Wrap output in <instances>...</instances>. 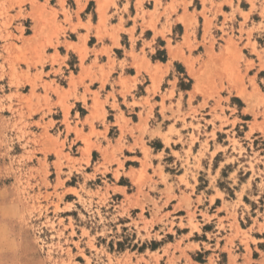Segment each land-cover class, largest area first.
<instances>
[{"label":"rangeland","instance_id":"rangeland-1","mask_svg":"<svg viewBox=\"0 0 264 264\" xmlns=\"http://www.w3.org/2000/svg\"><path fill=\"white\" fill-rule=\"evenodd\" d=\"M36 2L0 0V264H189L190 260L205 264L211 249L190 252V258L186 257L180 238L186 231L180 219L185 211L166 205L176 196L174 191L184 194L179 183L193 187L185 176L178 177L177 169L171 167L172 157L164 158L165 172L159 166L158 171L143 174L134 182L129 176L116 181L94 167L100 147L93 150L91 165L83 167L89 154L85 149L90 145L80 149L67 118L61 123L60 115L53 113L55 120L50 117L49 123H41L35 116L26 93L29 84L36 92L30 68L45 63V52L30 57L26 53L37 26ZM238 2L245 10L251 4L249 13H242L244 22L239 24L235 16L225 14L219 28L207 16L204 25L200 18L195 25L203 45L195 58L186 59L195 78L204 76L201 89L196 90L214 103L212 109L207 108L211 112L200 113L208 119L202 120L206 126L197 122L196 127H190L202 131L196 137L193 134L192 141L209 138L212 143L210 150L206 142V153L211 152L210 163L205 159L208 170H201L193 179L197 190H206L210 184L225 193L227 200L237 201L234 208L240 209L241 225L251 227L243 242L248 247L250 235L256 237L259 241L253 239L254 246L264 253V49L256 63L244 62L241 57L242 51L245 57L255 58L249 46L255 52L258 44L264 46V18L254 13L253 20L247 22L257 9V0ZM247 23L252 24L250 28ZM255 30L261 33L252 42ZM174 32L181 34V24ZM231 55L234 60L230 62ZM152 57L166 61V49L159 48ZM69 63L73 65L72 57ZM175 67L176 73H185L182 64ZM192 83L188 75L180 76L179 89H190ZM241 91L253 95V104L247 103ZM245 108L252 114L243 113ZM79 111L86 113L82 107ZM112 118L109 115L108 119ZM114 135L111 129L110 136ZM148 143L156 151L163 148L158 140ZM166 153H172L171 149ZM117 184L125 185L127 194L120 193ZM220 203L217 199L211 211ZM211 227L208 223L204 229ZM236 249L241 251L242 245ZM217 251V263L225 264L227 254ZM258 256L254 250L253 258Z\"/></svg>","mask_w":264,"mask_h":264},{"label":"crops","instance_id":"crops-1","mask_svg":"<svg viewBox=\"0 0 264 264\" xmlns=\"http://www.w3.org/2000/svg\"><path fill=\"white\" fill-rule=\"evenodd\" d=\"M257 3V9L247 22L254 13L264 18V0ZM250 9L251 4L248 10L242 9L238 0H37L33 9L37 26H34V38L27 46L26 56L45 52V63L30 68L29 78L36 83V92L33 93V86L28 83L31 89L26 93L35 116H39L41 123H49L50 117L55 120L53 113L60 115L61 123H66L67 118L74 139L81 144L80 149L90 145L86 155L88 162L83 167L91 165L92 152L100 147L94 167L99 174L109 173L116 181L129 176L134 182L143 174L158 171L159 166L165 172L164 158L172 157L171 167L193 187L179 183L184 194L174 191L176 196L168 199L166 205L172 204L174 211H185L180 219L186 231L180 238L186 257L190 258V252L211 249L205 264H219L217 249L227 254L225 264L264 262V253L254 246L253 239L259 241L256 237L250 235L248 247L243 242L244 233L249 234L251 227L241 225L240 209L234 208L237 201L227 200L225 193L210 184L206 190H197L193 176L200 175L203 169L208 170L205 159L210 163L212 143L209 138L207 141L190 138L193 134L195 137L202 134L190 127L197 122L203 125L202 120L208 119L200 113L208 112L207 108L212 109L214 104L197 91L201 89L204 76L195 78L186 60L188 56L195 58L196 50L203 45L195 24L202 18L204 25L207 16L220 28L225 14L235 16L241 24L245 20L242 13H249ZM179 24L182 32L175 34ZM251 25L247 23V28ZM260 33L253 32L252 42ZM243 36L246 42V33ZM160 41H164V46ZM159 48L166 49V61L152 57ZM241 48L236 54L240 55ZM249 49L256 57H245L241 51L243 61H260L264 46L258 44L257 52L252 46ZM71 57L73 65L69 63ZM232 59L231 55L230 62ZM176 63L185 67V73H176ZM186 75L193 83L190 89L182 91L180 76ZM240 95L253 104V95L243 91ZM79 107L86 110L85 115ZM243 113L252 114L246 108ZM109 115L113 116L112 120L108 119ZM111 129L115 131L113 137ZM152 140H158L163 148L156 151L148 143ZM206 142L210 154L206 153ZM168 148L172 153H166ZM129 161L132 164H127ZM116 188L127 194L125 185L117 184ZM210 189L212 191L208 192ZM217 199H221V203L211 211ZM175 223L180 225L178 221ZM208 223L212 227L205 231ZM204 234L208 236L206 239ZM239 244L241 251L236 249ZM254 250L259 252L257 259L253 258ZM189 264L201 263L190 260Z\"/></svg>","mask_w":264,"mask_h":264},{"label":"bare ground","instance_id":"bare-ground-1","mask_svg":"<svg viewBox=\"0 0 264 264\" xmlns=\"http://www.w3.org/2000/svg\"><path fill=\"white\" fill-rule=\"evenodd\" d=\"M30 40H31V39H30ZM30 40H29L27 43H30ZM27 43H25V44H27ZM206 69H207V68H206ZM206 69H205V70H206ZM205 70H204V71H205ZM208 70H209V69H208ZM208 70H206L205 72H207ZM205 72H203V73H205ZM198 78H199V76H198ZM198 84H200V81H198V79H197V85H198ZM204 87H205V86H204ZM88 150H89V148L86 147V149H85V153L89 152Z\"/></svg>","mask_w":264,"mask_h":264},{"label":"trees","instance_id":"trees-1","mask_svg":"<svg viewBox=\"0 0 264 264\" xmlns=\"http://www.w3.org/2000/svg\"><path fill=\"white\" fill-rule=\"evenodd\" d=\"M166 58L164 57V60H165Z\"/></svg>","mask_w":264,"mask_h":264}]
</instances>
